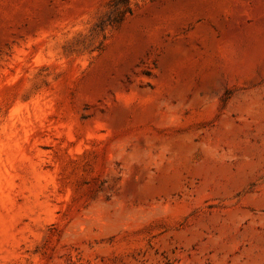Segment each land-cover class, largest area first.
<instances>
[{"label":"rangeland","instance_id":"1","mask_svg":"<svg viewBox=\"0 0 264 264\" xmlns=\"http://www.w3.org/2000/svg\"><path fill=\"white\" fill-rule=\"evenodd\" d=\"M0 264H264V0H0Z\"/></svg>","mask_w":264,"mask_h":264}]
</instances>
